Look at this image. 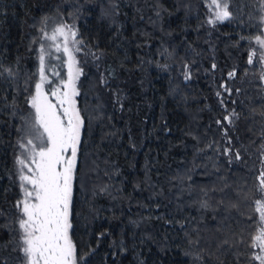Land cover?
<instances>
[{
    "label": "trees",
    "instance_id": "16d2710c",
    "mask_svg": "<svg viewBox=\"0 0 264 264\" xmlns=\"http://www.w3.org/2000/svg\"><path fill=\"white\" fill-rule=\"evenodd\" d=\"M227 2L210 26L205 0H0V264H24L19 129L52 16L75 27L82 69L78 264H257L262 30L250 1Z\"/></svg>",
    "mask_w": 264,
    "mask_h": 264
},
{
    "label": "snow or ice",
    "instance_id": "6c2138e0",
    "mask_svg": "<svg viewBox=\"0 0 264 264\" xmlns=\"http://www.w3.org/2000/svg\"><path fill=\"white\" fill-rule=\"evenodd\" d=\"M211 3L216 9L215 20L229 18L227 3H221V0H211ZM44 35L53 42L52 46L57 52L63 51L67 55L68 79L61 81L62 89L57 86L51 91V96L56 98V103H53L44 90L47 77L42 45L39 57L40 81L36 83L35 94L30 100L35 110L30 128L32 138L21 144L26 155L18 158L21 165L20 187L23 192V199L16 204L22 213L18 220L22 232L21 251L24 264H78L76 248L70 237L73 178L83 126V119L74 99L78 95L75 81L80 75V69L76 67L73 49L69 47L70 38L72 44L77 43L76 33L70 26L61 25L51 35ZM58 37L63 38L62 46L55 43ZM256 41L264 49V39L257 36ZM255 56V52L249 55V64L253 63ZM259 59L264 61V52ZM232 75L234 73H229V76ZM185 78L189 77L186 75ZM261 78L264 79V76ZM226 119L231 123L229 117ZM236 158L240 159L239 153H236ZM258 180L259 190L264 192V171L260 172ZM26 184L31 185V188L26 187ZM255 204V211L259 213L260 221L264 222V201L257 200ZM253 243L261 250V254L254 258L264 264V227L254 237Z\"/></svg>",
    "mask_w": 264,
    "mask_h": 264
},
{
    "label": "rangeland",
    "instance_id": "374dc122",
    "mask_svg": "<svg viewBox=\"0 0 264 264\" xmlns=\"http://www.w3.org/2000/svg\"><path fill=\"white\" fill-rule=\"evenodd\" d=\"M248 1H250L248 10L252 14V16L256 19V21L259 22V23L258 22L257 23L259 24V26L261 27V30H262V34L260 35V37L262 39H264V0H248ZM205 3L207 5L206 18H207V21H208L210 26H214V25H216V23H219V22H222V21L226 20V19H224V20H215L216 9L212 5L211 0H205ZM221 3H227L228 4L227 0H221ZM210 21H214V22H210ZM61 25L70 26L72 31H74L76 33L75 27H73L71 25H68V24H64L56 16H52V17H50L47 20L44 28L42 29V34H41V36L39 38V41H38V44L36 46L37 55H39V57H40V55H41V46L43 45V49H44V52H43V54H44V68H45V76L47 77V79L45 81V84H44V90H45V92H47L49 94V99L52 100L53 103H56V98L51 96V91L53 89H55L57 86H60L61 89H62L63 85L61 84V81H66L68 79V65H67L68 57H67V55L65 53H63V51L57 52L55 47L52 46L53 42L51 40L47 39L44 34L48 33V35H51L53 30L55 28L61 26ZM75 40L77 41V43L76 44H72L71 43V38H70L69 47L73 49V55L75 56V59H77L76 58V49L79 48L78 47L79 41L77 39V35L75 37ZM55 43H59L62 46L63 38L62 37H58L57 41ZM251 48H252V52L251 53H253V52L256 53V56L253 57L252 65L258 64L259 67H260V70H263L261 62H264V61L259 60V58L257 57V49H256L257 47L252 45ZM262 52H264V49L261 50V53ZM76 67H78L80 69V75H79V77H80L82 75V69L78 65V63L76 64ZM39 69H40V61H39V66H38V79H37L36 83H38L40 81ZM249 76H251V75H249ZM79 77L75 81V86H76L77 92H78V80H79ZM251 78H252V76H251ZM262 81H263V84H264V80L263 79H262ZM34 94H35V88H34L33 93L29 96V99H28L30 107H31L30 114L26 117V119L23 120L22 124L20 125V129H19V134H20L19 143H18L19 144V148L18 149H19V154H20V155L18 154L19 158H24L25 155H26V150L21 147V144L22 143H26L27 139L32 138L31 135H30V128H31V125H32V123L34 121L35 110L32 108L30 100H31V97ZM76 96H75L74 99L76 101V107H77ZM263 140H264V134H263ZM261 147H262L261 148V158L259 157L260 158V165L259 166L261 168V171H264V143L263 142H262ZM68 155H70V152L68 153ZM19 168L21 169V165H19ZM25 173H27V169H25ZM74 173H75V171H74ZM20 175H21V171H20ZM26 187H28L30 189L31 185H27L26 184ZM21 199H23V192H22ZM257 200L264 201V192H261L259 190V187H257V193H256V198H255V201H257ZM257 214H258V218H259V228H258V230L256 232V235L258 234L259 230L262 227H264V222L260 221L259 213L257 212ZM21 235H22V232L19 229L20 241H21ZM259 254H261V250H260V248L257 247L256 255H259ZM256 261H257V264H260V261H258V260H256Z\"/></svg>",
    "mask_w": 264,
    "mask_h": 264
}]
</instances>
